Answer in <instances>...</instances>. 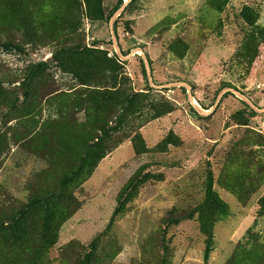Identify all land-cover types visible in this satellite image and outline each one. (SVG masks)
I'll return each instance as SVG.
<instances>
[{"label": "rangeland", "instance_id": "374dc122", "mask_svg": "<svg viewBox=\"0 0 264 264\" xmlns=\"http://www.w3.org/2000/svg\"><path fill=\"white\" fill-rule=\"evenodd\" d=\"M115 5L0 0V264H264V0Z\"/></svg>", "mask_w": 264, "mask_h": 264}, {"label": "trees", "instance_id": "16d2710c", "mask_svg": "<svg viewBox=\"0 0 264 264\" xmlns=\"http://www.w3.org/2000/svg\"><path fill=\"white\" fill-rule=\"evenodd\" d=\"M124 5V0H118V5H115V7L113 8L111 14H110V19H112L123 7ZM146 70L144 69V72H143V75L144 77L146 78ZM205 110H210L211 108L213 107H203ZM79 141H76V143L78 144ZM69 143H72L73 144V141L71 140ZM206 204L208 206H211L212 209H218L220 206L222 207H225L224 204H222V202H220V200L215 196V194L213 193V190H212V182H211V178L208 179V192H207V199H206ZM205 231L209 234V230L207 229V227H205ZM209 258V249L206 250V253H205V260L207 261ZM244 259V257H243ZM232 263L234 264H245L244 263H241L240 260L238 259V257L236 256Z\"/></svg>", "mask_w": 264, "mask_h": 264}, {"label": "bare ground", "instance_id": "6f19581e", "mask_svg": "<svg viewBox=\"0 0 264 264\" xmlns=\"http://www.w3.org/2000/svg\"><path fill=\"white\" fill-rule=\"evenodd\" d=\"M126 4H129L130 2H132V0H125Z\"/></svg>", "mask_w": 264, "mask_h": 264}]
</instances>
